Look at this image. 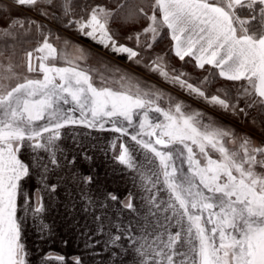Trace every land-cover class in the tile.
<instances>
[{
    "label": "snow or ice",
    "instance_id": "snow-or-ice-1",
    "mask_svg": "<svg viewBox=\"0 0 264 264\" xmlns=\"http://www.w3.org/2000/svg\"><path fill=\"white\" fill-rule=\"evenodd\" d=\"M193 62L206 73L195 82L183 68ZM77 125L117 134L108 144L139 195L90 191L95 171L62 146ZM65 169L93 225L74 264H264V0L0 4V264H32L24 226L48 210Z\"/></svg>",
    "mask_w": 264,
    "mask_h": 264
},
{
    "label": "rangeland",
    "instance_id": "rangeland-1",
    "mask_svg": "<svg viewBox=\"0 0 264 264\" xmlns=\"http://www.w3.org/2000/svg\"><path fill=\"white\" fill-rule=\"evenodd\" d=\"M2 3H7V1L6 0H0V4H2ZM21 11L23 12V10H21ZM69 34H72L73 36H75V34H73V33H69ZM83 38H85L86 40H77V42L82 44L84 47L90 46L92 49H94V48L96 49L98 47L97 45H95V42L91 41L89 38H86V37H83ZM79 39H80V37H79ZM123 67H126V66H123ZM183 68L186 72L190 73L187 69L188 68L187 64H184ZM136 70H137L138 74H142V76L145 75L141 69H136ZM190 74L193 77V82H195L194 74H192V73H190ZM145 77L148 80H150L151 82L156 83L158 86L164 87L166 90L170 91L172 94L176 93V95H178V97L182 98L186 103L190 104L192 107L200 108L206 112H209L213 116H216L218 119L224 120L225 122H227L229 124H234V126L237 128L238 131H244V129L246 130V132L247 131H254V132L258 131V130H253L251 128V125L244 124L242 121L241 122H235L230 117L219 116L217 113L213 112L210 108L206 107L202 101H197L196 99L189 97L186 93L181 92L178 88H173L170 85H165L161 80H159L158 77H155V76H145ZM73 130H76V128H74ZM85 131L86 130L83 131V134L81 133L82 131L80 133L73 131L74 134L75 133H79V134L77 136V141H74L73 137H72V140H73L72 143H78V144L84 143L85 142L84 139L86 137L90 140V143L97 144V148H94V150H92V152H91L92 153L91 156L93 158V163H95L94 168L92 170H94L95 174H96V183L92 185L90 191H92L94 194L96 189H97V186L99 185L101 188L102 183H105L107 180V174L105 171L107 169H105L106 166H104L105 165L104 161H106L107 158H109L110 160H113V158H114L113 152L115 151L116 154L119 153V145H116V148L112 149V151H111L112 154H110L111 147L108 144V141L113 138V136H112L113 133L112 134L109 132L99 133L96 130H89V129H88L87 133H84ZM73 133L67 132L65 137L69 138V136L72 135ZM67 144H70L68 142V140L63 139L62 146L67 145ZM91 145L92 144H90V147H91ZM98 147H101V148H98ZM132 175L134 176V178H133L132 182L130 183V179L128 177L126 179L125 176L120 174L119 178L117 179V182L115 183V186H117V188H120V190H122V191H128V192L130 191L134 194L139 195L140 189L137 186V179L138 178L135 176V174L133 172H132ZM67 176H69V175H67ZM67 176H64L62 174V177H66V178L60 182L58 190H61L64 192H70V191L74 190L75 193L80 195V189L77 187L76 183L75 182H68V180L70 181V179H69V177L67 178ZM81 187H82V185H81ZM123 189H126V190H123ZM31 190L34 191L35 188H33ZM78 201H79V199H78ZM45 202L48 204V197H47V199H45ZM65 209L66 208L62 207L63 213L61 214V212H59L60 215H58L57 219L53 223L54 224V225H52L53 227L51 225H49L50 227H47L43 232L40 231L41 227H33L34 223H37V220H35L34 223L31 224L29 227H24V230L25 229L30 230L31 228L33 229L32 230L33 231V238L31 237V240L27 241V242L25 239L24 240H25V243H27V247L29 248L30 252L40 254L37 257L39 259V261L37 259V264H41V261L44 259V257L48 253L53 254L51 257H49V264H74V261L72 259L73 256L80 255L81 252L83 251L84 246L81 245V238L79 237L80 233L78 235V240L76 239L77 243L75 244V242L72 241L74 239V237H76L78 234V233L77 234L75 233V230H76V232L77 231L80 232L81 229H80V227H71V225L72 226H73V224L77 225L80 221L78 222L75 220V218L77 216H74L73 220H71L70 216L65 217L64 216ZM43 217H45V216L42 215L40 217L39 222L42 221V223H44L43 219H45V218H43ZM47 217H46V219L49 220L51 216L47 215ZM82 217L84 218L85 221H87L85 223H88V220H91L90 216L85 218V214ZM27 232H28L27 230L24 231V237H25V234ZM29 234H30V232L28 233V235ZM72 236H73V238H72ZM64 241H67V243H65ZM82 243H84V242L82 241ZM41 247H43V248H41ZM56 255L63 256L65 258L64 261L63 262L57 261L55 259Z\"/></svg>",
    "mask_w": 264,
    "mask_h": 264
},
{
    "label": "crops",
    "instance_id": "crops-1",
    "mask_svg": "<svg viewBox=\"0 0 264 264\" xmlns=\"http://www.w3.org/2000/svg\"><path fill=\"white\" fill-rule=\"evenodd\" d=\"M67 35L72 36V38L76 39V40H86L83 37H80V39H79L76 36H73L72 34H69V33H67ZM92 50L95 51L96 49L94 48ZM108 59L111 60L113 63L120 65L121 67H123V66H127L128 67L127 62L122 57L113 58V57L109 56ZM144 76H146V75H144ZM74 128H76V130H73L74 132H79L80 133L82 131L81 132L82 134H83L84 130H86L84 133L88 132V129L85 128L84 126L77 125V126H73V129ZM73 131H69V132L73 133ZM79 133H75V134H79ZM109 133H111V132H109ZM73 134L70 135L69 138L64 137V140H68V142L70 144L63 145V146L69 153V159L71 158L72 154H77L78 160L81 161V163H79L77 167L79 168V170L81 172L87 174L88 170H90V169L92 170L94 168L95 163H93V159H92L91 162L84 161L83 157H82V155H80V153L83 152V150L86 149L88 155L91 156V154H92L91 152H92V150H94V148H97V144L90 143V140L88 138H86V137L84 139L86 143L85 142L84 143H80V144L72 143L73 142V140H72ZM115 135H116L115 133L112 134V136H115ZM90 144H92L91 147H90ZM98 148H101V147H98ZM112 149L113 148L111 147L110 154H112L111 153ZM113 160H110L109 158H107L106 161H104V163H105L104 166H106L105 169H107V170H105L106 174H107V180H106L105 183H102L101 189H107V190H110V191H117V192H119L121 194H127L128 191L120 190V188H117V186H115V183L117 182V179L119 178L120 174L125 176L126 179L128 177L130 179V183L132 182L134 176L132 175L131 170L126 169V167L124 165H121L114 158H113ZM72 171H76V169H72ZM62 174L64 176L69 175V176H67V178L69 177V179H70V181L68 180V182H73L72 178H71V175L67 174V170L66 169L65 170H61V171H59L57 173V175H59V176H62ZM33 179L35 180V183L37 184L38 181L35 178H33ZM34 180L31 181V182L33 183ZM52 182H56V176L55 175L52 177ZM58 189H59V187H58ZM58 189H57V191L55 192V194L51 198H49L47 195H45V199H47V197H48V204H49L48 205V209L49 210H47L43 215H48V216L50 215L52 218H54V220H56L55 218H57L58 215H60L59 212H61V214L63 213L62 207H64V208H66L65 212H64V216L65 217H69L70 216L71 220H73L74 216H77L75 218V220L78 221V222L80 221V222L77 225H75V224H73V226L71 225V227H80L81 230H80V232H78V231L76 232V230H75V233L76 234L78 233V234H77L76 237H74V239L72 241H74L75 244H76L77 240H78V235L80 233L79 237L81 238V245L84 246V243H82V241L84 242V236L82 235V233L84 231H86L87 229L92 228L93 225L91 223V220H88V223H85L87 221H85L84 218L82 217L84 215V213H83L82 207H81L82 206V201L79 198L80 195L75 193L74 190L70 191V192H64V191H61V190H58ZM123 190H126V189H123ZM78 199H79V201H78ZM126 215H127V213H125V216ZM33 227H35V224L33 225ZM72 238H73V236H72ZM94 239H100V238L99 237H95ZM129 264H130V261H129Z\"/></svg>",
    "mask_w": 264,
    "mask_h": 264
},
{
    "label": "trees",
    "instance_id": "trees-1",
    "mask_svg": "<svg viewBox=\"0 0 264 264\" xmlns=\"http://www.w3.org/2000/svg\"><path fill=\"white\" fill-rule=\"evenodd\" d=\"M168 42H169V39L167 38V36L165 37V39L164 40H162L161 42H160V44H158L157 45V50H162V49H165V48H167V46H168ZM180 63L181 62H179L178 61V59H176L175 57H172V64L173 65H176V66H179L180 65ZM184 66V65H183ZM187 66H188V71L190 72V73H192V74H194V76H195V78L194 79H196L197 77H200V78H202V76L203 75H205L206 73H201V71L199 70V69H195L194 68V62L193 63H188L187 64ZM122 68H127V66L126 67H122ZM138 74V73H137ZM138 75H140L141 76V78L142 79H147L145 76H142V74H138ZM218 86V85H217ZM168 91V90H167ZM170 92V91H169ZM175 93V92H174ZM174 96L176 95V93L175 94H173ZM176 96H178V95H176ZM254 114V113H253ZM79 126H82V125H79ZM247 128V127H246ZM249 128V127H248ZM241 132H246V130L244 129V131H241ZM118 145V144H117ZM34 180V179H33ZM32 180V181H33ZM38 184V183H37ZM37 184L35 183V180H34V182L32 183L31 182V184H30V187H31V189H33V188H36V186H37ZM45 217H43V218H45V219H43V221H44V223H42V221L41 222H39L40 221V218L39 219H36L37 220V223H34V221L35 220H33L32 218H31V216H29V218H28V220H27V222H26V224H25V226L24 227H29L31 224H35V227H41L42 226V224L43 225H47L48 227H50L49 225H54L53 223L55 222V220H54V218H51L50 217V219L48 220V219H46V217H47V215H44ZM48 218V217H47ZM55 219H57V218H55ZM31 223V224H30ZM53 227V226H52ZM28 231L26 234H25V237H24V239L26 240V242L27 241H30L31 240V237L33 238V229L31 228L30 230H28V229H25L24 231ZM30 232V234L28 235V233ZM37 237V236H36ZM26 245H27V243H26ZM28 248V247H27ZM38 248V247H37ZM41 248H43V247H41ZM28 250H29V248H28ZM29 253H30V255H29V260L32 262V264H37V257H38V255H40L39 253H34V252H30V250H29ZM33 260V261H32ZM38 261H39V259H38Z\"/></svg>",
    "mask_w": 264,
    "mask_h": 264
}]
</instances>
